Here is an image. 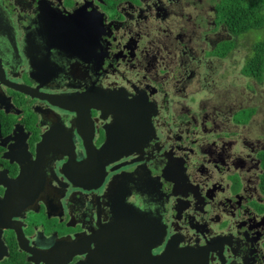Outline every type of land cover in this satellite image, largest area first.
I'll use <instances>...</instances> for the list:
<instances>
[{
    "label": "flooded vegetation",
    "instance_id": "obj_1",
    "mask_svg": "<svg viewBox=\"0 0 264 264\" xmlns=\"http://www.w3.org/2000/svg\"><path fill=\"white\" fill-rule=\"evenodd\" d=\"M201 1L0 0V264H176L168 241L264 264V102L241 98L264 66ZM67 131L79 159L113 139L96 185L61 172Z\"/></svg>",
    "mask_w": 264,
    "mask_h": 264
},
{
    "label": "water",
    "instance_id": "obj_2",
    "mask_svg": "<svg viewBox=\"0 0 264 264\" xmlns=\"http://www.w3.org/2000/svg\"><path fill=\"white\" fill-rule=\"evenodd\" d=\"M55 104V103H54ZM59 107L65 106L64 103L55 104ZM120 115H128L125 110L119 112ZM133 114V113H132ZM65 126H63V131L65 130ZM69 131H67V135L64 138V145H65V151L66 155H64L63 158H65V162H63L61 166V172L67 178L72 184L74 185L73 181L75 180H82L85 186L84 188H87L86 186L89 185L92 182V185H96V181H100L102 177L104 176L103 173L105 171V164L102 162V158L106 155H110L112 151H109L110 148L113 147L114 142L113 139H108L107 142L100 148L96 149V147H92V149H87V151H84V158L79 159L77 154L75 152H70L69 145L71 143V138L69 136ZM54 134V132L50 133V135ZM80 138L82 139L83 148L89 145V137L85 135L84 133L80 132ZM62 135H65L63 132ZM93 143V142H92ZM55 153V151H53ZM117 153H113V157H115ZM112 159V158H111ZM116 161V160H113ZM112 161V162H113ZM118 168V167H117ZM115 168V169H117ZM75 186V185H74ZM117 237V242L119 244L123 243V239L120 237L119 232H115ZM157 232H154V236H157ZM100 236H102L105 240L104 243L110 244L111 247L106 248V250L109 252V258L112 259V256H115L117 253L113 249V244L117 245L118 243H115L114 237L109 236L107 232H101ZM170 241H168L166 247L164 250L159 254L157 257L158 259H162L163 261H173L176 264H187V262H190V264H204L205 256L203 253V250H190L187 249L182 250L181 248H178L175 244H170ZM118 246V245H117ZM120 248V247H119ZM149 249V248H148ZM131 258V256H130ZM148 259V258H147ZM151 260L150 257L148 261Z\"/></svg>",
    "mask_w": 264,
    "mask_h": 264
},
{
    "label": "trees",
    "instance_id": "obj_3",
    "mask_svg": "<svg viewBox=\"0 0 264 264\" xmlns=\"http://www.w3.org/2000/svg\"><path fill=\"white\" fill-rule=\"evenodd\" d=\"M217 5L223 6L222 16L233 34L257 35L256 30H259L258 38L252 44L253 54L248 65L252 68L264 66V0H226ZM262 71L259 70V73Z\"/></svg>",
    "mask_w": 264,
    "mask_h": 264
},
{
    "label": "rangeland",
    "instance_id": "obj_4",
    "mask_svg": "<svg viewBox=\"0 0 264 264\" xmlns=\"http://www.w3.org/2000/svg\"><path fill=\"white\" fill-rule=\"evenodd\" d=\"M209 3H212L214 0H208ZM219 0L218 2H220ZM226 1V0H222ZM209 9V5L206 2V0H202L200 3L195 2L194 5V11L196 15H201L208 16L210 15L207 10ZM203 17V16H202ZM257 31V35L254 33L246 34L244 36V39L241 40V48L239 49L238 56L241 58V63L239 66H243L245 63V60L247 56L250 54L251 51V45L254 42V39L256 40L258 38V35L260 34L259 30ZM197 34L199 35H210L211 37L215 35L216 33L213 32L211 33L210 30H206L205 28L203 30L197 31ZM203 39H199L196 42V50H202V47H205V43L203 42ZM227 64L225 63L224 68H227ZM248 85H251L250 87ZM221 92L224 93L226 91L225 88L221 87H216V90H220ZM241 98L243 100V104L247 103H252L254 101H263L264 102V81L262 83L256 82L255 79L245 77L244 75L241 76ZM229 96V95H228ZM231 97H234V93H231ZM261 115H257L254 118V123H258L259 118ZM237 118H241L243 121H246L248 119V112L246 110H242L240 115L238 114Z\"/></svg>",
    "mask_w": 264,
    "mask_h": 264
}]
</instances>
